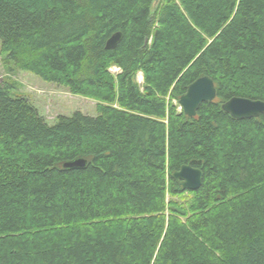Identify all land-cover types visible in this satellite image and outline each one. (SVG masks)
Returning a JSON list of instances; mask_svg holds the SVG:
<instances>
[{"label": "trees", "instance_id": "trees-1", "mask_svg": "<svg viewBox=\"0 0 264 264\" xmlns=\"http://www.w3.org/2000/svg\"><path fill=\"white\" fill-rule=\"evenodd\" d=\"M0 54L97 101L48 124L0 82V264H264V114L220 107L264 101V0H0ZM203 75L216 96L187 116Z\"/></svg>", "mask_w": 264, "mask_h": 264}, {"label": "water", "instance_id": "water-1", "mask_svg": "<svg viewBox=\"0 0 264 264\" xmlns=\"http://www.w3.org/2000/svg\"><path fill=\"white\" fill-rule=\"evenodd\" d=\"M156 1L154 2V5ZM121 32L117 31L109 36L105 43L106 49H113L121 39ZM216 88L213 79L208 75L198 77L190 82L186 91L180 95L178 104L187 116H194L197 107L203 102H211L215 98ZM222 110L235 119L258 117L264 114V101L242 96H232L221 103ZM87 164L85 158H75L65 161L62 166L65 169H83ZM202 170L190 163L182 164L179 169L173 171L172 177L184 190H197L201 185Z\"/></svg>", "mask_w": 264, "mask_h": 264}, {"label": "rangeland", "instance_id": "rangeland-1", "mask_svg": "<svg viewBox=\"0 0 264 264\" xmlns=\"http://www.w3.org/2000/svg\"><path fill=\"white\" fill-rule=\"evenodd\" d=\"M2 61L0 54V82L2 79L14 82L17 88L12 92L27 97L48 124H54L59 115L71 116L74 112L96 115V100L74 94L55 83L46 82L31 72L15 67L8 69ZM114 68L111 67L112 72H115ZM136 81L142 83L141 73L136 75Z\"/></svg>", "mask_w": 264, "mask_h": 264}, {"label": "built area", "instance_id": "built-area-1", "mask_svg": "<svg viewBox=\"0 0 264 264\" xmlns=\"http://www.w3.org/2000/svg\"><path fill=\"white\" fill-rule=\"evenodd\" d=\"M119 69L117 67L114 68V71H118Z\"/></svg>", "mask_w": 264, "mask_h": 264}]
</instances>
